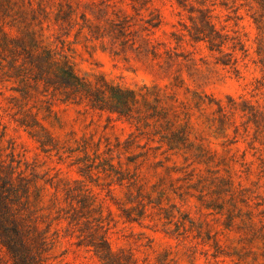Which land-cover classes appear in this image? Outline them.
Wrapping results in <instances>:
<instances>
[{"label": "rangeland", "instance_id": "1", "mask_svg": "<svg viewBox=\"0 0 264 264\" xmlns=\"http://www.w3.org/2000/svg\"><path fill=\"white\" fill-rule=\"evenodd\" d=\"M262 6L0 0V161L30 181L48 237L44 250L32 240L26 254L46 264H264ZM206 21L226 38L220 51L194 38L212 33ZM239 42L244 51L234 50ZM43 49L94 83L167 86L189 116L164 121L140 102L130 123L62 94L65 102L51 104L60 67L44 73L28 59ZM229 54L236 66L223 64ZM220 105L235 124L218 120ZM104 239L107 261L97 252ZM0 264H13L5 249Z\"/></svg>", "mask_w": 264, "mask_h": 264}, {"label": "trees", "instance_id": "2", "mask_svg": "<svg viewBox=\"0 0 264 264\" xmlns=\"http://www.w3.org/2000/svg\"><path fill=\"white\" fill-rule=\"evenodd\" d=\"M262 7L264 8V0ZM205 24L211 29L213 34L210 33L208 35L199 31L195 34L194 38L207 39L211 50L216 48V50L220 51V48L225 45L226 38L215 29L210 21H206ZM158 25L159 23L150 24L151 28H156ZM39 38L37 42L42 43L41 37ZM34 42H36L35 39ZM145 42L154 48V45L148 39ZM240 45V50L244 51V45L241 42L233 46L234 50ZM229 56L228 63L223 62V64L236 66L237 60L234 59L232 54H229ZM28 59L30 64L38 71L44 73L52 65L60 67V75L63 77V80L60 82L59 87L51 85L53 90L47 91L49 93L46 95L51 104H57V101L65 102L66 99H68L67 102L73 100V103L77 105L84 103L91 110L106 111L112 115H117V120L125 119L130 123L137 118L133 112L134 110H140V102H143L148 110H150L148 115H153L155 118L164 121L169 119V115L177 118V115L183 113L187 118L189 116V108L182 103L179 105L177 100L173 101L174 96L168 92L167 86L155 84L149 87L145 85L139 91H135L111 86L104 81L94 83L87 79H81L75 75L67 61L58 59L57 53L47 49H43L40 54H30ZM260 64L264 72V59L260 60ZM33 79L37 81L38 77L35 76ZM174 81L176 83L183 82L178 75L174 77ZM175 86L179 87V85ZM58 94H62L66 99H61ZM168 101H170L169 104L167 103ZM110 102L111 106L107 108L106 105ZM219 114L218 120L220 122L229 125L235 124L233 118L234 112L232 110H227L220 105ZM248 114V117L253 118V123L256 124L260 113L252 108ZM259 130L260 128H258L257 133ZM179 133L182 134V130ZM31 189L30 181L25 176L17 173V170L12 165H6L3 161H0V250L5 249L7 251L13 259V264H46L41 253L39 255H32V253L28 255L25 252L30 247V241H36L39 248L44 250L48 240V237L42 234L39 229L42 216L36 212L37 210L32 209L34 206L31 200ZM102 244L99 247L100 250L97 252H100L102 260L107 261L108 255H113V252L105 239ZM104 245H106L107 249L104 248ZM132 264L136 263L132 261Z\"/></svg>", "mask_w": 264, "mask_h": 264}]
</instances>
